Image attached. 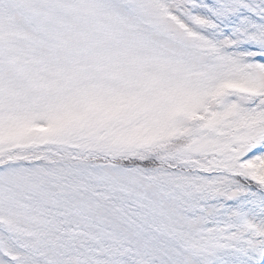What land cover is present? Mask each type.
Listing matches in <instances>:
<instances>
[{
    "label": "snow or ice",
    "instance_id": "1",
    "mask_svg": "<svg viewBox=\"0 0 264 264\" xmlns=\"http://www.w3.org/2000/svg\"><path fill=\"white\" fill-rule=\"evenodd\" d=\"M0 264H264V0H0Z\"/></svg>",
    "mask_w": 264,
    "mask_h": 264
}]
</instances>
